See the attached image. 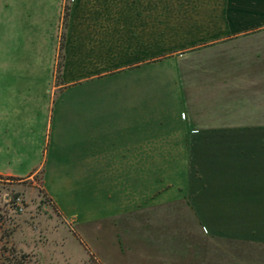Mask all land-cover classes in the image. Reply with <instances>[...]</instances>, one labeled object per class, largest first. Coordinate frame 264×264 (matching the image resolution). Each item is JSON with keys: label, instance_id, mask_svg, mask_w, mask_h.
<instances>
[{"label": "crops", "instance_id": "0c3cea01", "mask_svg": "<svg viewBox=\"0 0 264 264\" xmlns=\"http://www.w3.org/2000/svg\"><path fill=\"white\" fill-rule=\"evenodd\" d=\"M159 47L179 50L159 60ZM114 76L116 88L107 83ZM65 127L80 136H62ZM261 128L264 0H0V177L43 175L53 146L76 160L74 175L87 178V201H101L102 218L175 203L233 209L230 221L215 222L209 259L189 249L196 264H252L237 242L256 239L241 235L236 209L254 204L234 198L251 184L233 178L229 199L191 201L186 184L158 186L153 177L172 175L168 161L188 160L191 145H230L235 159L240 145L264 142L254 134ZM258 154L229 174L253 175L256 165L264 191Z\"/></svg>", "mask_w": 264, "mask_h": 264}, {"label": "rangeland", "instance_id": "374dc122", "mask_svg": "<svg viewBox=\"0 0 264 264\" xmlns=\"http://www.w3.org/2000/svg\"><path fill=\"white\" fill-rule=\"evenodd\" d=\"M65 15L66 8L63 22ZM178 30L174 29L171 35L174 40L179 37ZM177 50L159 47L158 59L164 60ZM61 56L60 52L57 73ZM165 65L161 63L157 67ZM118 79L114 76L107 83L116 88ZM158 82L165 84L166 80ZM64 132L62 136L69 139L80 136V130L73 132L72 127H65ZM206 146L210 148L197 152L196 145H191L190 155L212 158L215 151L211 148L217 145ZM188 161H168L172 175L154 176L153 184H186L191 201L198 196L203 200L214 198L224 181L207 175L203 179L208 181L209 188L201 187L200 194L199 179L194 178L192 186L189 184ZM76 163L65 151L57 153L51 146L41 171L43 175L38 173L28 179L0 177V264H11L13 256L21 264H196L193 248H200L209 259V250L218 243L213 233L221 225L215 222L230 221L228 214L233 213V209L191 204L183 208L175 203L166 208H122L117 214L102 218L105 211L101 201H87L86 189L90 185L87 178L74 175ZM52 172L57 174L51 175ZM143 179L145 185L150 182L146 177ZM171 218L174 223L166 222L165 219ZM260 220L257 229L264 226V219ZM261 233L258 235L263 238L264 232ZM237 243L239 257L247 255L248 263H264L263 241L238 240ZM190 246L193 248L189 249Z\"/></svg>", "mask_w": 264, "mask_h": 264}, {"label": "trees", "instance_id": "16d2710c", "mask_svg": "<svg viewBox=\"0 0 264 264\" xmlns=\"http://www.w3.org/2000/svg\"><path fill=\"white\" fill-rule=\"evenodd\" d=\"M262 129V128H261ZM260 130V128L257 129V131ZM264 131V128L262 129ZM255 135H264V132L262 133H254ZM241 146V145H240ZM238 147L237 152L238 155L237 158L231 159L230 154V145H224L222 148H218L216 146L215 150L219 151L221 158H209V156H192L189 158L188 161V178H189V184L192 186L193 179L197 178L199 179L198 183L199 185V192L201 194V187L202 188H209L207 185L208 181L206 179H203L204 177H209V175H213L214 177H217L221 180H223V185L220 187L218 194L219 197L222 199H229L230 198V190L229 185L230 180L235 178L236 181L240 182L242 184V187H247L251 184L250 188L246 192L245 188H241L237 191V193L234 195V198L238 200H243L248 198L251 203L254 204L253 207H238L236 210L238 211V215L240 217L241 222L238 224L239 231H241V235L245 236L246 238L257 240L261 239V237L258 235L261 232H264V227L257 229L258 222L261 221L260 218L264 219V207L261 205L263 204L262 200L264 199V191L261 187V184H259V180H262V174L260 173L261 170H257L256 165L253 167V175H242L239 174L236 177H231L229 174L230 168H237L246 166V158H249L250 155H253L252 162H256V156H258V153L264 152V142H261L260 140L253 145V147ZM211 150L214 151V147L211 148ZM222 152V153H221ZM211 172H210V171ZM215 171L214 173L212 172ZM209 179V178H208ZM226 183V184H224ZM193 191V190H192ZM258 205V206H256ZM229 209V208H224ZM239 220V221H240ZM264 223V222H263ZM258 230V231H257ZM262 234V233H261ZM16 257H12V263L15 264H21V261H16ZM8 264V263H7Z\"/></svg>", "mask_w": 264, "mask_h": 264}, {"label": "built area", "instance_id": "2783aa9c", "mask_svg": "<svg viewBox=\"0 0 264 264\" xmlns=\"http://www.w3.org/2000/svg\"><path fill=\"white\" fill-rule=\"evenodd\" d=\"M18 200V199H17Z\"/></svg>", "mask_w": 264, "mask_h": 264}]
</instances>
